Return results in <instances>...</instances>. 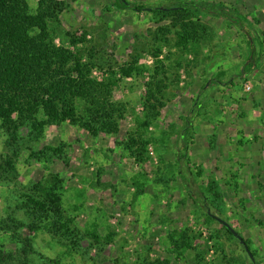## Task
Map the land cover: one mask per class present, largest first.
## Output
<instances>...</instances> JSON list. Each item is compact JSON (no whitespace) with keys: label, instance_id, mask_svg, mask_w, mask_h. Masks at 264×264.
Here are the masks:
<instances>
[{"label":"rangeland","instance_id":"rangeland-1","mask_svg":"<svg viewBox=\"0 0 264 264\" xmlns=\"http://www.w3.org/2000/svg\"><path fill=\"white\" fill-rule=\"evenodd\" d=\"M28 1L36 13L40 0ZM56 1L64 2L66 8L60 22L51 23L57 44L69 45L72 36H85L87 42L78 48L85 49L87 58L103 69L117 70L118 64L137 57L140 65L151 69L157 61H165L170 78L166 105L147 131L141 128L145 83L152 72L131 78L118 74L120 81L111 92L112 100L125 108L118 133L93 137L63 122L47 127L39 138L30 127L23 128L10 147L8 137L0 132V159L15 150L19 155L16 172L9 173L5 181L0 178V222L9 215L28 221L18 208L21 195L57 175L63 180L68 216L83 233L97 223L101 237L99 243L86 237L82 249L69 254L67 242L38 233L34 243L38 255L31 258L33 262L42 263L40 258L45 256L59 264H160L158 259L165 258L171 264H196L195 252L179 251L169 241L168 233L176 227L189 228L191 236H197L193 239L196 252L206 262L221 260L215 242L208 239L211 230L205 226L204 209L192 203L178 177L176 160L185 155L181 166L186 177L193 173L196 192L214 202L208 184H219L228 196L220 205V216L252 241L257 264H264V54L258 63L253 61L261 54L259 38H264V0H185L221 2L247 17L240 27L215 19L210 12H196L202 19L200 30L205 31L199 33L201 43L191 45L189 52L176 45L175 30L168 43H163L166 36L159 31L142 29L159 18L147 9L120 10L113 5L115 0ZM128 1L152 8L175 0ZM156 48L162 50L159 57L153 54ZM168 54L171 58L166 60ZM176 73L180 78L173 82ZM93 76L102 79L105 75L95 69ZM187 118L189 126L185 125ZM185 131L184 145L179 136ZM140 133L153 141L148 162L137 166L126 146ZM46 147L62 148V154L40 155ZM109 229L116 234L113 243L105 240ZM211 229H220V225ZM28 233L23 229L20 237ZM222 238L232 258L227 260L250 263L239 242L226 235ZM20 246L8 235L0 238L5 264H21Z\"/></svg>","mask_w":264,"mask_h":264},{"label":"trees","instance_id":"trees-1","mask_svg":"<svg viewBox=\"0 0 264 264\" xmlns=\"http://www.w3.org/2000/svg\"><path fill=\"white\" fill-rule=\"evenodd\" d=\"M113 5L120 10H129L132 7L137 12L147 8V6L136 5L128 0H115ZM161 6L170 10L155 9ZM175 7H183V9L172 10ZM152 8L150 13L159 17L154 20L155 22L170 21L168 25L156 29L166 36L163 43H168L169 34L175 30L176 45L184 52H189L191 45L193 47L200 44L202 37L199 36V33L205 31V29L200 30L202 19L196 16V12H210L215 19L223 18L240 27L242 26L241 21L247 20V17L237 10L221 2L196 3L175 0L170 4ZM65 9L64 2L40 0L37 12L33 13L28 0H0V132L8 137L7 146L11 147L16 144L18 134L23 128L30 127L39 138L47 127L63 122L79 126L93 137L100 133H118V121L125 115L124 106L114 102L111 97L113 88L120 81L116 77L118 74L122 78H131L152 72L150 80L145 83L148 89L146 97H144L145 116L141 128L147 131L152 121L160 116L161 109L166 105L165 92L169 87L170 78L165 61H157L153 69L147 65H140L138 57L123 63V65L118 64L117 70L113 67L103 69L101 66H97L92 58H87L85 49L78 48L80 43L87 42L85 36H72L69 45L56 43L58 36L51 29V23L60 22ZM259 45L261 54L257 59H253L255 63H258L264 54V38H259ZM161 53V48H156L153 52L156 57H159ZM170 58L171 55L168 54L166 60ZM117 62H119L118 59ZM254 62L251 63L256 65ZM178 67H182V65L179 64ZM95 69L101 70L105 75L104 78L94 77ZM222 75L224 74L221 73L220 76ZM175 77L173 82L179 80V73H176ZM190 121L187 118L185 125L189 126ZM145 137L146 135L143 136L140 133L126 146L130 158L137 166L147 163L150 158L148 149L153 139ZM186 139L185 131L184 135L180 134L179 140L183 141L185 145ZM47 152L62 154V148L46 147L44 151H40V155H46ZM18 156V151L15 150L12 154L0 159L2 181H5L8 178L7 175L12 171L16 172V157ZM186 159L185 155H181L176 160L178 177L192 203L197 206L200 204L204 209V223L211 230L208 239L215 242L221 260H212V263L206 262L204 255L196 252L193 239H197V236H191L189 228H174L168 233V239L172 244H177L179 251L195 252L196 264H216V262L232 264L233 260H227L232 258L230 251L223 244L222 237L226 235L237 242L239 241L231 231L207 212L209 207L213 214L222 215L220 205L228 201V196L215 181L209 182L207 188L208 193L214 198V202L209 201L207 195H199L191 182L194 178L193 173H191V178L186 177L182 169L181 164ZM198 175L202 177L201 169H199ZM64 196L63 180L59 176L53 175L51 180L39 181L21 195L18 208L25 213L28 221L9 215L8 218L0 222V238L8 235L14 243L21 244V264H59V261L45 256L40 258L42 263L32 261L31 258L38 255L34 247L35 235L38 233H46L55 239L58 238L60 242L62 240L67 242L65 247L69 250V254L78 253L82 249L81 243L86 237L99 243L101 235L98 224L92 223V229L83 233L75 219L66 213ZM214 224L220 225V229H211ZM23 229L29 233L21 238ZM105 237L107 242L113 243L116 234L112 229H109ZM245 240L256 257L257 252L252 250V241ZM244 252L246 253L245 250ZM179 255L176 257L177 260ZM247 257L250 260L248 255ZM5 260L6 257L0 251V264H5ZM158 262L171 264V260L166 258L158 259ZM249 264H252L251 260Z\"/></svg>","mask_w":264,"mask_h":264},{"label":"water","instance_id":"water-1","mask_svg":"<svg viewBox=\"0 0 264 264\" xmlns=\"http://www.w3.org/2000/svg\"><path fill=\"white\" fill-rule=\"evenodd\" d=\"M146 9L149 10V11L153 10V8H146ZM155 9L160 10V11H168V10H170L169 8H166V7H157ZM181 9H183V8L182 7L172 8V10H181ZM169 23H170L169 20L160 21V22L151 21V22H149V23H147L145 25V28H147V29L148 28L157 29L159 27L168 25ZM207 212H208V214L211 217L215 218L219 223L223 224L229 231H231V233L233 234V236L243 246V248L246 251L247 255L249 256L252 264H257L256 258L253 255L252 251L250 250V247L247 244L246 240L243 238V236L229 222H227L226 220H224L221 216L213 214L212 211H211V208L208 207L207 208Z\"/></svg>","mask_w":264,"mask_h":264},{"label":"flooded vegetation","instance_id":"flooded-vegetation-1","mask_svg":"<svg viewBox=\"0 0 264 264\" xmlns=\"http://www.w3.org/2000/svg\"><path fill=\"white\" fill-rule=\"evenodd\" d=\"M182 8H183V7H182ZM145 10H146V8H145L143 11H145ZM149 12H152V10L149 11ZM149 22H151V21H149ZM149 22H147V23H149ZM147 23H146V24H147ZM146 24H144V25L142 26V29H143L145 32H147V30H149V29H154V28H148V29L145 28V25H146ZM130 35H131V34H130Z\"/></svg>","mask_w":264,"mask_h":264},{"label":"built area","instance_id":"built-area-1","mask_svg":"<svg viewBox=\"0 0 264 264\" xmlns=\"http://www.w3.org/2000/svg\"><path fill=\"white\" fill-rule=\"evenodd\" d=\"M248 89H250V87H248Z\"/></svg>","mask_w":264,"mask_h":264}]
</instances>
